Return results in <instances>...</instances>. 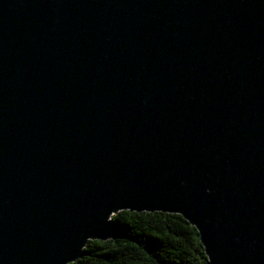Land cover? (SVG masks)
<instances>
[{"label":"water","instance_id":"obj_1","mask_svg":"<svg viewBox=\"0 0 264 264\" xmlns=\"http://www.w3.org/2000/svg\"><path fill=\"white\" fill-rule=\"evenodd\" d=\"M122 212L264 264V0H0V264H73Z\"/></svg>","mask_w":264,"mask_h":264},{"label":"trees","instance_id":"obj_2","mask_svg":"<svg viewBox=\"0 0 264 264\" xmlns=\"http://www.w3.org/2000/svg\"><path fill=\"white\" fill-rule=\"evenodd\" d=\"M112 219L121 237L90 241L73 264H207L199 233L176 214L119 212Z\"/></svg>","mask_w":264,"mask_h":264}]
</instances>
